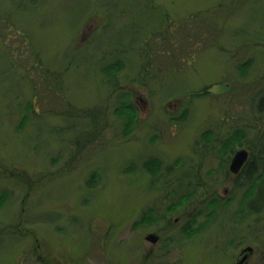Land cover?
Segmentation results:
<instances>
[{"label": "rangeland", "instance_id": "374dc122", "mask_svg": "<svg viewBox=\"0 0 264 264\" xmlns=\"http://www.w3.org/2000/svg\"><path fill=\"white\" fill-rule=\"evenodd\" d=\"M263 99L264 0H0V264H144L148 212L187 196L148 264H229L203 247L241 237L264 264V209L229 171ZM197 171L224 202L203 237L197 178L175 185Z\"/></svg>", "mask_w": 264, "mask_h": 264}, {"label": "flooded vegetation", "instance_id": "af4514ba", "mask_svg": "<svg viewBox=\"0 0 264 264\" xmlns=\"http://www.w3.org/2000/svg\"><path fill=\"white\" fill-rule=\"evenodd\" d=\"M248 153H249V157L246 161V163L244 164L242 170L239 172L238 175H235L237 178L238 177H241V179L244 177H247V173H248V167L250 165V162H251V159H252V155H251V152H250V149L247 150ZM232 163V161H231ZM231 165V164H230ZM229 171H230V166H229ZM208 176V175H207ZM214 176H219L218 173H215ZM208 177H211V176H208ZM230 176H228V172L222 177V181H227V179L229 178ZM196 178H197V186L195 187V190L196 191V200L195 202H193V205L191 206V208H193V210L195 211V217L193 220H195L196 218V225L197 224H200V221H201V225H198L196 228H197V232L194 234V237H203L205 236V233L204 231H206L210 224H211V217H209V220L207 219L205 222V224H202V219H204V217L206 215H212V213H207V209L209 211H214V214L216 213L217 211V206H216V203H213L215 200H216V197L220 200V198L223 196L222 193L220 191H218L217 193L215 192L216 190L214 188H212L211 186H208V184H205L204 180H203V176L199 173V175H196ZM261 183V182H260ZM241 190H244L247 188V186H241L240 187ZM154 189L156 190H160L159 192L162 193L163 197L164 198L165 196H168L170 197V195L168 193H166V189L162 188V189H159V188H156L154 187ZM220 190V188H219ZM233 190V189H232ZM260 191V197L259 198V203H261L260 206H258L257 208L259 209L258 211H261L264 209V185L263 183L260 185L259 184V187L257 188V191ZM173 196H177L175 195L174 192H172ZM247 192L245 193V197L247 196ZM256 197V195L252 198V200ZM221 203L223 204V200L221 199L220 200ZM181 201L179 203H174L171 204V206L167 209V208H164V212L162 209H154L153 208V211L151 210L150 212V215L152 216L150 218V221H149V229H152L147 237H146V242H148L147 244H150L152 245L151 246V251L149 252V254H145L143 255L144 257V260H145V263L144 264H148L151 260L153 259H158V258H161L159 257L158 254H156L159 249H155L160 243L162 240L166 241L168 240V237L170 239L173 240H176V238H172L171 237V231L172 229H177L178 231V236L180 235V233H182V220H184V218H174L176 217L179 212L182 210V208H180L179 206L181 205ZM229 203V206H230V203H231V200L228 202ZM242 203V202H241ZM248 204V205H247ZM250 202H247L246 203V208L249 206ZM242 206H244L242 204ZM163 212V213H162ZM247 213V212H245ZM244 212L241 213V217L244 216L245 214ZM190 215H193V214H190ZM175 219V225L173 226L172 225V221ZM242 224L243 221L241 222ZM152 227V228H150ZM182 235V234H181ZM150 236H155L156 239H157V243H152L148 240V238ZM241 236V235H240ZM166 239V240H165ZM163 241V242H164ZM248 240L244 237H241L240 239H221L219 238L216 245H214L211 241H208L206 243V245L203 247V249H206V252L209 253V251L207 249H210V250H217L218 253H220L219 255L224 257L225 260H229V264H242L243 262V259L245 258V256H247V260L244 264H251L252 263V259L253 257L255 256V248L252 247V246H249L248 245ZM199 249L202 247V243L199 242L198 246H197ZM252 249L253 252L252 254L249 256V253H248V250L249 249ZM164 256V255H163Z\"/></svg>", "mask_w": 264, "mask_h": 264}, {"label": "trees", "instance_id": "16d2710c", "mask_svg": "<svg viewBox=\"0 0 264 264\" xmlns=\"http://www.w3.org/2000/svg\"><path fill=\"white\" fill-rule=\"evenodd\" d=\"M256 2V1H255ZM254 2V4H255ZM241 4L243 5H248L250 4V0H241ZM257 8V7H254ZM5 19H1V23H5ZM248 64L250 65V63L248 62ZM120 68L122 69V65H120ZM240 68V67H239ZM113 70H116V68H114ZM241 70V69H240ZM196 95V94H194ZM261 107V108H260ZM264 99H263V103L261 105H259V110H260V114H262L264 112ZM26 125V124H25ZM24 125V127H25ZM242 134H244V132L242 130H237L236 132H233L231 134V137L229 139L226 140L225 142V148H233V146L236 144L235 141L242 138ZM250 152L252 155V159L249 165V171H248V175L247 177H244L241 179V177H238V179L240 178L239 181H237L235 183L236 187H241V186H247L248 188H252L251 190H249V200L250 201V208L251 206H254L255 208V212H258V206L261 205V203H259V198L260 197V191H257V188L259 187V184L261 185L263 183L264 185V133L261 134V139L259 140V142L257 144H255L254 146L250 147ZM144 169L150 171L153 167L157 168L158 170H162L163 168V163L161 162L160 159H153V158H148L146 159V162L144 163ZM178 166V165H177ZM177 166L174 167L177 168ZM180 166V165H179ZM174 170H171V172H173ZM187 174L182 175L179 179H175V185L176 183L179 181L181 183V187L182 185H184V182L186 183V181L189 179V185L191 186L192 181H194L196 179V176H193L190 178H186ZM196 175H198V171L196 172ZM261 182V183H260ZM189 185H187V187L189 188ZM187 188V189H188ZM254 188V190H253ZM256 195V197L252 200V198ZM8 193L6 191H4L1 195H0V208L5 206V203L8 199ZM259 197V198H258ZM191 199V196H187L183 198L182 203H187L189 202ZM197 232V231H196Z\"/></svg>", "mask_w": 264, "mask_h": 264}, {"label": "water", "instance_id": "95a60500", "mask_svg": "<svg viewBox=\"0 0 264 264\" xmlns=\"http://www.w3.org/2000/svg\"><path fill=\"white\" fill-rule=\"evenodd\" d=\"M247 159H248V152L247 151L238 152L235 155V157H234V159L232 161V164H231V167H230V171L234 175H237L241 171V169L243 168V166L246 163ZM148 240L150 242L154 243V244L157 243V239H156L155 236H150L148 238ZM252 252H253V250L250 248L248 250L249 256L252 254ZM246 260H247V256H245V258L243 259V261H242L243 263L242 264H244L246 262Z\"/></svg>", "mask_w": 264, "mask_h": 264}]
</instances>
